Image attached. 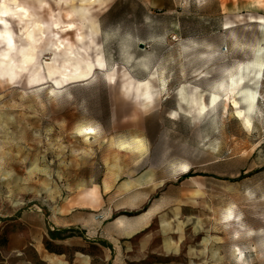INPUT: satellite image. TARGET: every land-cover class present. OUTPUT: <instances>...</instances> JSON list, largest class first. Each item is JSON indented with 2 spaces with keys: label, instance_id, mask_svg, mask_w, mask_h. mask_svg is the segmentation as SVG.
<instances>
[{
  "label": "rangeland",
  "instance_id": "obj_1",
  "mask_svg": "<svg viewBox=\"0 0 264 264\" xmlns=\"http://www.w3.org/2000/svg\"><path fill=\"white\" fill-rule=\"evenodd\" d=\"M17 1L72 43L96 27L105 67L55 93L0 79V264H264V0H101L85 27L80 0Z\"/></svg>",
  "mask_w": 264,
  "mask_h": 264
},
{
  "label": "bare ground",
  "instance_id": "obj_2",
  "mask_svg": "<svg viewBox=\"0 0 264 264\" xmlns=\"http://www.w3.org/2000/svg\"><path fill=\"white\" fill-rule=\"evenodd\" d=\"M39 1L41 2V0ZM100 1L82 0V3L93 4ZM21 8L25 11H19ZM4 13H8V15H4ZM74 13H79L82 26L85 27L91 23L86 14V8H78L74 10ZM12 20L18 21L22 26L18 38L11 28ZM0 21H3L0 24V79L9 85H19L22 79L27 77L29 86L36 87L50 83L51 93H55L73 83L87 81L94 76L96 70H102L105 67L102 53L98 52L95 59L89 55V50L95 44L93 35L97 32L96 27H88L91 30V35H88L89 43L86 42V36L80 31L77 33L75 42L72 43L67 39H62L59 33L74 31L77 29L76 24L57 21L46 28V24L38 19L30 7L18 3L17 0H12L11 3L7 0L0 2ZM50 29H56L57 32L52 33ZM49 35L52 36V40L42 48ZM46 52H49L52 58L51 62L43 66L41 57ZM108 77L112 82L113 75ZM126 77L129 87L133 82H136L131 76L126 75ZM128 89L124 91L126 97L130 96ZM255 98L256 95L252 93L251 99L255 101ZM194 102H197L199 112L206 109L203 103ZM214 102L215 99L212 104ZM239 116L241 117L242 114L239 113ZM245 123L249 124V121L245 120ZM94 134V130H90L88 133V135ZM181 172H187V168L182 167ZM226 220L230 221L231 216H226Z\"/></svg>",
  "mask_w": 264,
  "mask_h": 264
},
{
  "label": "crops",
  "instance_id": "obj_3",
  "mask_svg": "<svg viewBox=\"0 0 264 264\" xmlns=\"http://www.w3.org/2000/svg\"><path fill=\"white\" fill-rule=\"evenodd\" d=\"M80 1H81V4L79 6H76L74 10L78 8L80 9L82 7L86 8V6L91 5V4H83L82 0ZM66 3H69V2L66 1ZM141 190L142 188H137L134 193L138 195L141 193ZM162 210L163 209L161 207H156L149 213L148 216L141 218L139 220H129V219L109 220L107 223L103 224L99 228L97 233L98 235H100L101 237L100 239H104L106 233H108L109 230H112V234H116L115 232H119L120 236L118 235V237L113 238L117 242V244H115L117 246L118 244H121V241L130 239L133 236L138 235L141 232L145 231L153 223L156 216L159 215ZM82 227H83L82 229L86 231V233L92 229L89 227H84V226Z\"/></svg>",
  "mask_w": 264,
  "mask_h": 264
},
{
  "label": "trees",
  "instance_id": "obj_4",
  "mask_svg": "<svg viewBox=\"0 0 264 264\" xmlns=\"http://www.w3.org/2000/svg\"><path fill=\"white\" fill-rule=\"evenodd\" d=\"M72 230H63V231H50L49 235L53 240L56 239H64L61 238L63 236V234H65L66 232H71Z\"/></svg>",
  "mask_w": 264,
  "mask_h": 264
},
{
  "label": "snow or ice",
  "instance_id": "obj_5",
  "mask_svg": "<svg viewBox=\"0 0 264 264\" xmlns=\"http://www.w3.org/2000/svg\"><path fill=\"white\" fill-rule=\"evenodd\" d=\"M19 11L24 12L25 10L23 8H21V9H19ZM4 15H8V13H4ZM2 23H3V21H0V24H2ZM69 27H71V26H69Z\"/></svg>",
  "mask_w": 264,
  "mask_h": 264
},
{
  "label": "water",
  "instance_id": "obj_6",
  "mask_svg": "<svg viewBox=\"0 0 264 264\" xmlns=\"http://www.w3.org/2000/svg\"><path fill=\"white\" fill-rule=\"evenodd\" d=\"M143 47H144V46L141 44V45H140V48H143Z\"/></svg>",
  "mask_w": 264,
  "mask_h": 264
}]
</instances>
